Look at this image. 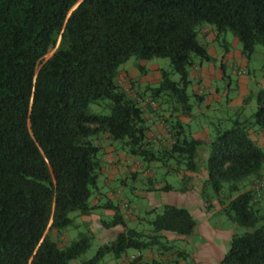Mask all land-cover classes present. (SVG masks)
Instances as JSON below:
<instances>
[{"label": "trees", "instance_id": "1", "mask_svg": "<svg viewBox=\"0 0 264 264\" xmlns=\"http://www.w3.org/2000/svg\"><path fill=\"white\" fill-rule=\"evenodd\" d=\"M206 26L218 38L232 31L250 58L264 45V0H0V264H71L90 249L92 232L69 243L66 234L97 208L106 141L146 165L147 191L174 188L157 187L153 172L169 163L165 175L182 173L181 190L212 191L221 211L250 228L234 235L221 264H264V185L254 188L264 180V146L251 137L264 132V89L244 100H255L253 115L211 120L205 139L182 120L204 100L190 90V69L213 60L200 40ZM132 57L170 59L158 83L136 89L166 117L170 146L150 138L142 98L122 83ZM129 202H106L115 213L103 228L123 229L79 264L120 260L130 249L140 255L127 264L186 257L167 234H193L188 208L165 204L151 228L137 230L122 211Z\"/></svg>", "mask_w": 264, "mask_h": 264}, {"label": "rangeland", "instance_id": "2", "mask_svg": "<svg viewBox=\"0 0 264 264\" xmlns=\"http://www.w3.org/2000/svg\"><path fill=\"white\" fill-rule=\"evenodd\" d=\"M200 40L207 47L209 54L213 58L210 62L217 64L219 67L221 63L225 66L224 69L221 70L225 75V79H219L217 82L220 88H222L224 100L222 102L223 107H212V109L205 111L204 114L199 113L197 118L190 124V127L193 130L210 127L211 120L235 117L238 113L242 118L253 115L257 110V104L255 100L245 104L244 100L251 94L242 95V85L239 84V81L242 83L244 78L251 80L249 89L252 93H255L261 88L264 89V45H257L253 55L248 58L242 51L243 47L241 41L232 31H228L213 42L206 41L202 36H200ZM199 61L200 60H197V65L200 64ZM232 62L237 65L243 63V65H245L243 67H245L247 74L241 76L235 73L231 65ZM203 63L206 64L207 61ZM139 65H143L147 69L152 65H159L161 69H170L171 62L169 58L141 60L132 57L121 66V69L128 70L135 77L142 78L145 76V73L141 72ZM198 71L196 66L190 69V78L192 80L194 79L193 73L196 74ZM173 79H179V75H173ZM197 82L199 83V80L194 81L195 84H197ZM226 82H233V86L230 89H225ZM214 85H216V83H214ZM195 87L194 85L191 86L190 90L194 91V89H196ZM224 89L227 90L225 93ZM231 100H235V102L228 105ZM200 105L204 106L202 103H199V106ZM213 105H217V102H213ZM92 109L94 111H101L98 105L94 104L92 105ZM205 151L206 149L204 147L200 148L201 153ZM157 164L161 165L160 168L154 169L153 171L154 175L160 180L158 183L159 186L157 187L162 188L166 186L168 182L172 184L174 188L147 191L149 185L144 179H138L137 181L131 179L128 185H123L121 180L125 178L126 175H124V177L119 176L116 180L112 181L110 185H103V189H101L105 192L118 189L129 197L130 208L126 213L131 214V217L127 219V224L129 227L137 230L151 228L150 221L155 218L157 213L163 210L165 204H176L188 208L195 216L198 224L193 234L190 236H182L175 233L167 234L169 243L174 249L184 250L187 253L186 257L180 258L178 262L171 264H221V260L231 247V241L234 235L244 234L250 230V228L234 223L228 215L221 211L219 208L220 203L217 197L212 196V191L208 190L205 195H202L199 189L195 191V195L191 197V195L181 190L183 185L182 173L178 175L167 173L165 175V172L171 168V164L168 163L167 167L162 163ZM152 166H155V163L152 164ZM141 171L142 173L146 171L145 164ZM102 179L101 176L99 184L102 182ZM209 205L211 206L210 208ZM95 213L99 218L93 219V221L88 223L81 222V220L78 219V225L70 229L66 234L68 243L78 238L82 233L90 231L94 235L90 249L83 254L81 258L73 260L71 264H79L82 260L94 257L102 245L114 239L118 232L123 229L122 226H116L111 229L102 228L101 231H104V233L96 230V226L102 225V220L110 221L113 217L109 216L107 209L104 207H100ZM73 215L75 214H72V216ZM133 251L135 250H129V252ZM171 256L175 258V256H177L176 252H173ZM104 261H110L112 264L120 262L113 254H107L101 264Z\"/></svg>", "mask_w": 264, "mask_h": 264}, {"label": "crops", "instance_id": "3", "mask_svg": "<svg viewBox=\"0 0 264 264\" xmlns=\"http://www.w3.org/2000/svg\"><path fill=\"white\" fill-rule=\"evenodd\" d=\"M201 36L204 37L206 41L213 42L215 41L217 37V32L212 26H206L201 33ZM234 72L238 75H246L247 71L245 69V65L241 63V65H237L234 62L231 63ZM196 69L199 70L198 72L193 73V84L192 86H196L194 89L195 92H199L204 96V100L202 105H198L192 116H183L182 120L186 123L191 124L193 120L197 118V115L199 113L204 114L205 111H208L212 109V107H223V100L224 95H222V88L218 85V80H224L225 75L223 74V71L221 66L219 67L217 64H213L210 61H207V63H200L196 64ZM225 67V66H224ZM243 70L244 72H240ZM161 68L159 65H152L148 68V71L145 73V76L142 78L135 77L132 75L128 70L121 69L120 71V77L122 80V83L126 89H131L134 91V93L137 95L136 89L143 88V86L147 84H155L158 83L161 79ZM240 76V77H241ZM195 80H199V83H194ZM216 83V85H214ZM225 89H230L233 86V82H226ZM239 84L242 85V95H248L252 94V91H250L249 86L251 84V80L243 79L242 83L239 81ZM224 89V90H225ZM227 90L224 91V93ZM142 98L139 99V98ZM137 98L141 100V103L143 107L147 110V118L150 126L149 136L150 138L156 143L157 145H166L170 146L173 143L172 137L169 134V126L168 122L166 120V117L161 114L160 110H156V106H158L156 103H150V101L147 98H144L142 95H137ZM243 98V97H241ZM230 100V99H228ZM244 100V99H243ZM213 102H217V105H213ZM235 102V100H231L228 105H231ZM190 130L192 131L193 135L197 138H206L208 136L209 127H203L198 128L197 130H193L190 127ZM251 137L256 140L258 143L264 146V132H253L251 134ZM105 155L102 162L103 170H102V182L99 184L100 189L96 196L93 198L92 203L97 206V208L93 211L91 215L82 216L79 219L81 222H90L93 221V219L99 218L95 211L99 209L100 207H104L107 209L109 216L114 215L115 211L112 208L105 207L107 201L113 202V203H124L128 202L129 197L123 193L122 191H119L118 189H112L110 191H103V185H110L112 181L116 180L119 176H122L123 178L121 181L126 183H129L132 179L133 181H137L138 179H144L149 171H144L142 173L143 163L138 157H132L124 152L117 151L115 146L110 143V141L105 142ZM153 174V173H151ZM134 175H138L137 178L134 177ZM102 188V189H101ZM191 197L194 194H189ZM99 206V207H98ZM220 208V206H219ZM124 213H126L125 209L122 210ZM127 214V218L131 217V214ZM103 228L102 225L96 226V230L104 233V231H101ZM106 238V237H105ZM107 240V239H104ZM137 251L133 252H127L121 259L120 262L117 264H127L130 260V257L133 254H136ZM154 256V251L148 250L145 254V258L151 259ZM102 264H112L110 261H104Z\"/></svg>", "mask_w": 264, "mask_h": 264}, {"label": "built area", "instance_id": "4", "mask_svg": "<svg viewBox=\"0 0 264 264\" xmlns=\"http://www.w3.org/2000/svg\"><path fill=\"white\" fill-rule=\"evenodd\" d=\"M240 72H244V71L241 70ZM153 104H155V103H153ZM263 185H264V180H261V181H258V182H255V183H254V188L256 189V191L258 192V194L261 193V187H262ZM124 206H125V207H128V204L125 203ZM138 255H140L139 252H137L136 254H133V255L130 257V259H133V258L137 257Z\"/></svg>", "mask_w": 264, "mask_h": 264}, {"label": "water", "instance_id": "5", "mask_svg": "<svg viewBox=\"0 0 264 264\" xmlns=\"http://www.w3.org/2000/svg\"><path fill=\"white\" fill-rule=\"evenodd\" d=\"M53 54V52L52 53H50L48 56H47V58H49L51 55Z\"/></svg>", "mask_w": 264, "mask_h": 264}]
</instances>
